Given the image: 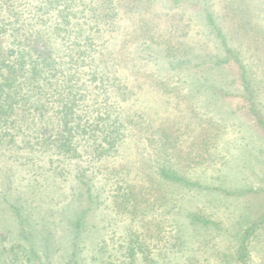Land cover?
Instances as JSON below:
<instances>
[{
	"label": "rangeland",
	"instance_id": "obj_1",
	"mask_svg": "<svg viewBox=\"0 0 264 264\" xmlns=\"http://www.w3.org/2000/svg\"><path fill=\"white\" fill-rule=\"evenodd\" d=\"M190 1L114 0L109 45L129 90L105 96L133 118L115 152L93 163L4 141L0 264H264V0H206L253 66V96L233 61L171 63L227 56Z\"/></svg>",
	"mask_w": 264,
	"mask_h": 264
},
{
	"label": "trees",
	"instance_id": "obj_2",
	"mask_svg": "<svg viewBox=\"0 0 264 264\" xmlns=\"http://www.w3.org/2000/svg\"><path fill=\"white\" fill-rule=\"evenodd\" d=\"M131 1L140 6L148 0ZM190 3L197 7L206 32L216 41L214 48L227 56L198 54L191 61L183 57L171 63L219 66L233 61L244 90L253 96L251 62L230 44L206 0ZM116 17L114 0H0V147L4 141L15 146L18 136L28 145L40 147L50 141L64 148L65 155H86L84 159L93 163L115 152L119 132L133 121L129 114L122 118L119 106L105 96L109 88L123 99L129 90L127 84L118 85L123 78L116 74L112 58L116 51L109 45ZM143 71L147 73L145 68ZM85 137L91 142H83ZM83 175L80 172L78 177ZM161 175L186 181L165 169ZM83 184H87L84 178ZM11 205L16 207L13 200ZM80 222L79 215L75 227Z\"/></svg>",
	"mask_w": 264,
	"mask_h": 264
}]
</instances>
